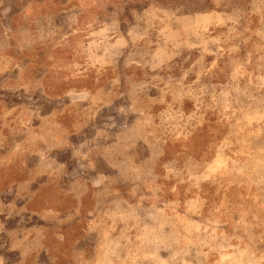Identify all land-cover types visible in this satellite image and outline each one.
Segmentation results:
<instances>
[{
    "label": "rangeland",
    "instance_id": "1",
    "mask_svg": "<svg viewBox=\"0 0 264 264\" xmlns=\"http://www.w3.org/2000/svg\"><path fill=\"white\" fill-rule=\"evenodd\" d=\"M0 264H264V0H0Z\"/></svg>",
    "mask_w": 264,
    "mask_h": 264
}]
</instances>
